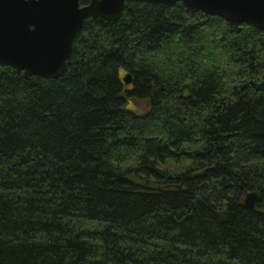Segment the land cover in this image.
Masks as SVG:
<instances>
[{
  "label": "trees",
  "instance_id": "obj_1",
  "mask_svg": "<svg viewBox=\"0 0 264 264\" xmlns=\"http://www.w3.org/2000/svg\"><path fill=\"white\" fill-rule=\"evenodd\" d=\"M0 264H264V30L128 2L57 79L0 64Z\"/></svg>",
  "mask_w": 264,
  "mask_h": 264
},
{
  "label": "water",
  "instance_id": "obj_2",
  "mask_svg": "<svg viewBox=\"0 0 264 264\" xmlns=\"http://www.w3.org/2000/svg\"><path fill=\"white\" fill-rule=\"evenodd\" d=\"M0 0V64L25 77L57 79L68 71L74 43L90 18L119 21L128 2L185 6L264 30V0ZM124 81L132 83L128 74ZM258 192L245 204L255 209Z\"/></svg>",
  "mask_w": 264,
  "mask_h": 264
},
{
  "label": "rangeland",
  "instance_id": "obj_3",
  "mask_svg": "<svg viewBox=\"0 0 264 264\" xmlns=\"http://www.w3.org/2000/svg\"><path fill=\"white\" fill-rule=\"evenodd\" d=\"M126 76V75H125ZM129 108H133L134 110H136L138 113L142 114V113H146L149 110V101L148 100H131L129 102Z\"/></svg>",
  "mask_w": 264,
  "mask_h": 264
}]
</instances>
